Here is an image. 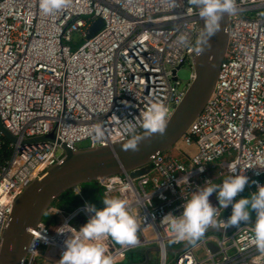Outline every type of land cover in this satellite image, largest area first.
<instances>
[{"label":"built area","instance_id":"2783aa9c","mask_svg":"<svg viewBox=\"0 0 264 264\" xmlns=\"http://www.w3.org/2000/svg\"><path fill=\"white\" fill-rule=\"evenodd\" d=\"M236 6L237 13L228 15L229 44L214 92L174 144L175 156L157 154L150 171L138 178L124 174L98 183L103 198L126 200L138 223L133 245L100 241L114 264L154 247L158 263L168 264L169 246L182 250L188 243L174 242L160 219L182 212L183 202L207 180L220 184L233 169H245L250 183L240 196L256 190L251 181L263 184L264 0H236ZM99 19L103 26L88 39ZM200 19L190 0H64L51 14L40 11L39 0H0V119L17 139L10 143L0 132V153L10 150L0 162V249L16 198L28 182L61 162L58 141L72 149L85 142L95 148L127 141L122 121L139 116L156 99L167 105L171 118L194 79ZM181 34L187 38L183 45L177 43ZM182 63L192 68L187 88H181L179 71L174 80ZM97 124L106 130L101 141L91 138ZM55 128V143H23ZM210 201L218 206L215 193ZM84 205L72 213L54 208L49 215L57 218L56 225L43 221L31 230L26 264L38 259L58 264L64 240L89 219ZM230 214L231 206L217 207L216 222L195 245L179 251L174 264H264L252 225L228 233Z\"/></svg>","mask_w":264,"mask_h":264},{"label":"clouds","instance_id":"9594fccd","mask_svg":"<svg viewBox=\"0 0 264 264\" xmlns=\"http://www.w3.org/2000/svg\"><path fill=\"white\" fill-rule=\"evenodd\" d=\"M199 9V16L204 21L205 32L201 43L208 44L209 39L221 29L220 21L224 15H234L238 9L236 0H190ZM64 6V0H39V9L44 14H51ZM186 36L177 37V43H186ZM202 49L198 50L201 51ZM169 108L159 99L149 103L146 110L139 116L122 121L123 133L129 137L124 150L137 151L142 140L154 134L163 135L168 125ZM106 130L102 124H97L92 132L93 141H101ZM245 170V169H244ZM244 170L233 169V174L222 183H209L199 186L191 197L183 202L182 212L178 215L168 213L160 222L169 226L174 234V242H187L195 245L203 236L208 225L215 223L217 207L224 209L231 206V214L226 219L228 227L238 228L242 224L252 225L253 239L256 247L264 252V184L256 181V190L248 196H240L250 183ZM199 171L203 172L201 167ZM216 194L218 206L210 201V196ZM80 194V188L75 189V195ZM239 197V199H237ZM163 198V197H162ZM103 207L86 202L84 211L90 214L87 222L79 227L76 233L64 240V251L58 264H114V258L107 253L100 243L110 238L121 246L133 245L137 242L138 223L136 217L129 211L127 201L118 196H105ZM60 233V232H58Z\"/></svg>","mask_w":264,"mask_h":264},{"label":"water","instance_id":"95a60500","mask_svg":"<svg viewBox=\"0 0 264 264\" xmlns=\"http://www.w3.org/2000/svg\"><path fill=\"white\" fill-rule=\"evenodd\" d=\"M196 9L199 12L197 6ZM220 24V31L209 39L207 45L200 42L199 50H202L193 55L194 79L183 101L168 119L167 129L163 135L154 134L142 140L137 151L124 150L123 145L128 140L111 147L79 149H72L58 141L62 151L61 162L49 168L42 178L28 182L14 202L10 220L3 231L0 264H26L28 248L33 238L31 230L36 229L53 211L54 203L61 195L75 191L77 187L81 191L83 185L99 183L116 175L127 174L132 178L143 176L150 171L152 160L157 154L169 152L185 135L205 109L218 82L221 64L229 44V16L224 15ZM102 26L103 21L97 20L88 34V39L95 36ZM200 27L204 34L202 19H200ZM183 66L184 63L173 72L175 81L178 79L177 71H180ZM0 132L8 142H17V139L4 127L1 119ZM55 142H57V128L49 136L28 139L23 143ZM253 222L249 221L248 225ZM234 230L236 227H232L228 233ZM212 231L222 232L220 229ZM185 248L177 251L168 248V252L176 255ZM150 253L158 254L159 249L156 247L146 249L145 262L139 264H147Z\"/></svg>","mask_w":264,"mask_h":264},{"label":"trees","instance_id":"16d2710c","mask_svg":"<svg viewBox=\"0 0 264 264\" xmlns=\"http://www.w3.org/2000/svg\"><path fill=\"white\" fill-rule=\"evenodd\" d=\"M9 156H10V150L6 147L0 153V162H2L3 159H7ZM262 182L264 184V178L262 179ZM249 194L250 191H246L244 196H248ZM102 199H103L102 188L98 183L86 184L81 187L80 195H75L74 190L61 195L55 201L54 208L58 210H62L65 213H72L75 209H77L79 206L83 205L86 202L95 204L97 208H100L101 205H103ZM251 221H254V216H253V220ZM44 223L47 226H54L57 223V218L52 215H47L44 219ZM138 256L140 258L138 262L143 263L145 261L144 252H140ZM133 259H134V253L132 252L128 254L125 262L121 264L135 263Z\"/></svg>","mask_w":264,"mask_h":264},{"label":"rangeland","instance_id":"374dc122","mask_svg":"<svg viewBox=\"0 0 264 264\" xmlns=\"http://www.w3.org/2000/svg\"><path fill=\"white\" fill-rule=\"evenodd\" d=\"M77 39H78V37H75V40H77ZM191 74H192V68L190 67L189 64H186L185 66H183L181 68V70L178 73L179 79L182 82L181 88H187L188 83L191 81ZM88 146H89V143H86V142L78 145L79 148H85ZM169 154L175 156L176 153L174 152L173 149H171L169 151ZM169 249L174 250V251L178 250V248L174 247V246H169ZM140 252L141 251L133 252L134 253V259L133 260L135 261V264L140 263V262H138L140 260V258L138 256L140 254ZM158 260H159L158 255L156 253H151L149 256V260H148L147 264H159ZM174 261H175V255L172 254L171 252H169L168 253V264H174ZM36 264H41V261L38 259V262ZM127 264H132V263H127Z\"/></svg>","mask_w":264,"mask_h":264},{"label":"crops","instance_id":"0c3cea01","mask_svg":"<svg viewBox=\"0 0 264 264\" xmlns=\"http://www.w3.org/2000/svg\"><path fill=\"white\" fill-rule=\"evenodd\" d=\"M125 262V261H124ZM145 262V261H144Z\"/></svg>","mask_w":264,"mask_h":264}]
</instances>
